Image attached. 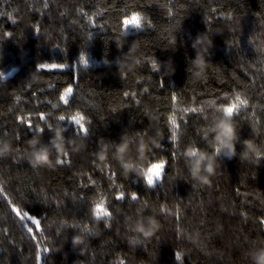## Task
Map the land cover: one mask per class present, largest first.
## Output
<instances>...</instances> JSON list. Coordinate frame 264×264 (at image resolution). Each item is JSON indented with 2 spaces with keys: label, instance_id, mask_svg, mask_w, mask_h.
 <instances>
[{
  "label": "trees",
  "instance_id": "trees-1",
  "mask_svg": "<svg viewBox=\"0 0 264 264\" xmlns=\"http://www.w3.org/2000/svg\"><path fill=\"white\" fill-rule=\"evenodd\" d=\"M133 11L144 14V26L125 33L123 18ZM203 34L213 41L210 63L195 79L193 43ZM133 47L142 63L121 70L118 61L131 63ZM45 62L67 67L37 71ZM236 93L248 101L236 116L241 141L264 145V0H0V140L15 149L0 159V262L252 264L248 250L264 246V160L225 157L210 185L193 187L182 155L190 145L213 150L203 130L219 113L207 103H228ZM36 125L45 128L41 146L55 136L49 125L66 127L65 163L30 166ZM80 127L89 129L87 137ZM157 129L164 147L151 160H163L165 169L154 188L121 166L135 163V152L118 161L106 151L108 163L98 162L102 145L114 154L123 138L135 146L136 135ZM120 191L124 200L116 199ZM14 206L40 224L17 217ZM101 212L108 217L97 222ZM149 217L152 234L133 244L130 225ZM82 232L87 240L74 247Z\"/></svg>",
  "mask_w": 264,
  "mask_h": 264
},
{
  "label": "clouds",
  "instance_id": "clouds-1",
  "mask_svg": "<svg viewBox=\"0 0 264 264\" xmlns=\"http://www.w3.org/2000/svg\"><path fill=\"white\" fill-rule=\"evenodd\" d=\"M133 29H142L144 26V17L140 13L130 15L125 18L124 30L128 32L130 27ZM119 44V43H118ZM213 41L206 34L199 36L193 43V47L197 49V55L194 60L191 61V67L189 71L193 72L195 79L203 78L206 74V69L209 65L207 56L210 54ZM119 46H121L119 44ZM137 49L133 47L127 54L126 60H130L131 63L118 61L121 65V70L127 68L132 70L134 67L139 66L142 63L141 59H135V53ZM82 55V54H80ZM164 67V65L161 64ZM65 69L64 63H40L37 65V71L40 69ZM174 69H169L165 72L166 75H170ZM215 107V110L219 113V117L214 119L204 130L205 137H209V145L213 149L208 151L206 149L198 148L195 145L188 146L182 153L185 163L188 166V178L194 182L193 187L196 184L210 185L213 177L216 175L218 167H220L223 158L239 156L242 162L252 163L254 165H260L264 160V145L256 143L255 139L248 138L241 141L240 139V122L236 119V116L248 106L247 99L243 98L241 94L236 93L229 98L228 103L217 104L214 100L207 103V107ZM203 111V109H201ZM61 119V117H58ZM71 119V118H70ZM76 124L81 120L79 115L75 116V119H71ZM84 127H82L83 129ZM43 126L37 125L35 136L28 142L30 150L27 153V161L34 169L47 167L55 168L57 165L65 163L61 156H66V143L67 141L63 137V132L66 130L65 126L54 127L50 126V130L55 132V136L51 139L50 146H41ZM253 133H258L260 129L256 125L251 126ZM136 143L133 146L132 138L125 137L120 144L113 145L115 147V153L112 154L110 149L101 146L97 152L98 162L102 161L103 164H107L110 158H114L120 161L122 154L127 155L135 152L136 156L133 158L136 162L133 163L127 159L120 161L121 166L125 169V172L129 170L137 172L139 178L143 181L144 185L148 188H154L158 181L164 180L165 162L163 160H151V155L156 149L164 147L162 140L164 139L161 130H156V135L152 134H139L134 137ZM173 142L174 139L171 138ZM242 144V150L237 151V145ZM56 150L55 158H53L52 149ZM109 152V159L105 160V152ZM15 152L11 140H0V159L11 156ZM187 181V180H186ZM143 208V206L141 207ZM108 214L101 212L97 217V222L100 219H105ZM50 226V225H49ZM133 234L131 242L133 244L141 243L147 240L154 229V222L151 217L139 219L135 223L130 225ZM87 235L84 232L77 234L72 238L73 246H79L80 243L87 240ZM247 257L251 260L252 264H264V246L250 248L247 252Z\"/></svg>",
  "mask_w": 264,
  "mask_h": 264
},
{
  "label": "snow or ice",
  "instance_id": "snow-or-ice-1",
  "mask_svg": "<svg viewBox=\"0 0 264 264\" xmlns=\"http://www.w3.org/2000/svg\"><path fill=\"white\" fill-rule=\"evenodd\" d=\"M183 5H181V7H182ZM45 7H47V4H45ZM136 13H140L143 17H144V14L143 13H141L140 11H133V12H131V14L130 15H133V14H136ZM130 15H125L124 16V18H123V21H122V23H123V27H124V21H125V18H127V17H129ZM169 15H171V12H169ZM149 23H151V21H149ZM179 23V21H177V24ZM130 27V26H129ZM139 30V29H138ZM126 31V30H125ZM8 35H11V33H8ZM85 63L87 64V60H85ZM66 67H67V65H66ZM157 67V65H156V63L155 62H153V68H156ZM165 86V83H164V80L162 79L161 81H160V87H164ZM71 91H72V89H71ZM145 91H147V89H145ZM124 95L125 96H127L128 95V93L127 92H125L124 93ZM133 95H135V94H133ZM62 98V97H61ZM173 98H175V94L173 93ZM137 103H140V101H137ZM192 111H196L195 109H192ZM39 117H40V119L42 120V121H47V117H46V115H45V113H43V112H41V113H39ZM19 121H20V123H27V126H28V128L29 129H32L33 128V124H32V121L31 120H28V121H25V118L24 117H18L17 118ZM61 119L62 120H65L66 119V117L65 116H63V117H61ZM49 127H50V125H49ZM36 128H37V125L35 126V130H36ZM42 131L44 132L45 131V128H43L42 129ZM79 131H82L83 132V134H84V136L85 137H87L88 135H89V129L88 128H81L80 127V129H78V132ZM145 134H147V133H145ZM171 138L172 139H174L175 141L177 140V136H176V134H175V132H173L172 133V136H171ZM173 155H175V153H173ZM63 164V163H62ZM113 176H115V173H113L112 174ZM90 178V177H89ZM237 191H239V189H237ZM130 195H131V200L132 201H137L138 199H139V195H138V193L136 192V191H132L131 193H130ZM116 199L117 200H124L125 199V192L124 191H120L118 194H117V196H116ZM9 203H11V201H9ZM147 201H144L143 202V204H144V206H147ZM14 211H15V213H16V216L17 217H21V219H26V220H29V221H34L35 222V224L36 225H39L40 224V220H38V219H36V217H34V216H30L29 215V212L28 211H21L20 209H16L15 208V206H14ZM19 212V215L17 214ZM86 231H88L87 229H86ZM28 232H32V228H28ZM39 235H43V232H41ZM33 239H35V236H33ZM40 243H41V241H39V240H36V246L37 247H39V245H40ZM46 251H49V249H45ZM37 259L39 260L40 259V257H39V255L37 256ZM0 264H3V262H0Z\"/></svg>",
  "mask_w": 264,
  "mask_h": 264
}]
</instances>
